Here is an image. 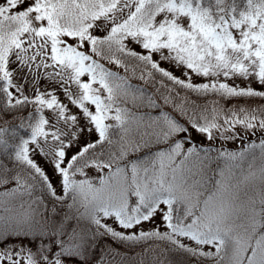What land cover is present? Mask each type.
Instances as JSON below:
<instances>
[{"label": "snow or ice", "instance_id": "1", "mask_svg": "<svg viewBox=\"0 0 264 264\" xmlns=\"http://www.w3.org/2000/svg\"><path fill=\"white\" fill-rule=\"evenodd\" d=\"M98 248L264 264V0H0V264Z\"/></svg>", "mask_w": 264, "mask_h": 264}, {"label": "trees", "instance_id": "2", "mask_svg": "<svg viewBox=\"0 0 264 264\" xmlns=\"http://www.w3.org/2000/svg\"><path fill=\"white\" fill-rule=\"evenodd\" d=\"M239 146H240V142H239V144H238L237 146H235L234 148H239ZM103 242H104V243L106 242V243H108V244H112L115 248H118V249L122 248L124 251H127V249L124 248L123 245L116 244L114 241L110 240V239L107 238V237L105 238V240H102V241H101V245H103ZM136 250H137V251H140L139 248H137ZM97 253H98V258H100L101 255H104L105 260H106V259L109 260L110 257H112L113 255H115L113 252H111V251H105V250H103L102 248H98V249H97ZM105 262H106V261H105ZM106 263H107V262H106Z\"/></svg>", "mask_w": 264, "mask_h": 264}, {"label": "rangeland", "instance_id": "3", "mask_svg": "<svg viewBox=\"0 0 264 264\" xmlns=\"http://www.w3.org/2000/svg\"><path fill=\"white\" fill-rule=\"evenodd\" d=\"M238 144V142H229V144H228V146L229 147H235L236 145ZM106 238V237H105ZM105 238H104V240H105ZM103 244H104V242H103ZM120 250L122 251V252H124V250L122 249V248H120ZM137 251V250H136ZM114 256V255H113ZM97 260H99V258H98V255H97ZM106 262H105V264H108V260L106 259L105 260Z\"/></svg>", "mask_w": 264, "mask_h": 264}]
</instances>
